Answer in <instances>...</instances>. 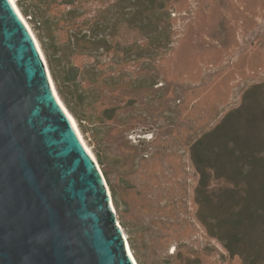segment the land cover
I'll use <instances>...</instances> for the list:
<instances>
[{
	"label": "rangeland",
	"instance_id": "374dc122",
	"mask_svg": "<svg viewBox=\"0 0 264 264\" xmlns=\"http://www.w3.org/2000/svg\"><path fill=\"white\" fill-rule=\"evenodd\" d=\"M111 1H87L83 19L88 36L97 8ZM15 2L51 75L50 58L60 54L58 45L22 11L19 0ZM57 2L50 10L55 19L64 9ZM170 7L172 40L160 48L157 61L146 49L122 45L110 49L102 45L94 51L87 47L76 59L86 69L97 63L102 70L96 82L87 79L85 86L93 91L102 84L101 134L112 135V141L97 144L67 108L97 160L125 236L128 243L132 238L141 264H246L237 253L239 246L230 251L214 235L218 232L214 216L219 212L214 203L207 200L199 206L197 202L199 172L193 154L204 164L208 161L204 148L193 150V144L241 105L251 85L264 81V0H172ZM98 22H105L104 15ZM123 36L127 44L137 38L130 30ZM109 64L117 75L131 74L128 94H123L120 83L111 90L104 83ZM109 108L113 117L106 119ZM250 112L256 115L261 107ZM126 121L131 125L124 130ZM259 126L258 122L250 125L254 137ZM209 184L217 187L223 182L211 177ZM262 230L251 228L248 242L261 238ZM249 252L263 257L264 246Z\"/></svg>",
	"mask_w": 264,
	"mask_h": 264
},
{
	"label": "water",
	"instance_id": "95a60500",
	"mask_svg": "<svg viewBox=\"0 0 264 264\" xmlns=\"http://www.w3.org/2000/svg\"><path fill=\"white\" fill-rule=\"evenodd\" d=\"M0 264H137L13 0H0Z\"/></svg>",
	"mask_w": 264,
	"mask_h": 264
},
{
	"label": "trees",
	"instance_id": "16d2710c",
	"mask_svg": "<svg viewBox=\"0 0 264 264\" xmlns=\"http://www.w3.org/2000/svg\"><path fill=\"white\" fill-rule=\"evenodd\" d=\"M87 1L25 0L27 4H24L19 0V6L58 45L60 54L54 59L50 58L49 64L55 87L71 113L91 132L94 141L100 144V141L113 140L112 135L101 134L103 112H99L98 104L102 84L99 82L91 91L85 86V81L90 79L96 82L102 70L98 69L97 63L86 69L76 59L84 54L87 47L94 51L102 45H106V49L122 45L124 49L133 46L137 50L146 49L150 58L157 61L161 54L160 48L170 45L172 40V0L108 2L97 8V14L92 17L89 36L83 19ZM56 2L64 8L58 19L50 14L51 7ZM101 15H104L103 24L98 22ZM100 30L104 32L99 36ZM128 30L137 37L130 44L122 40ZM142 40L145 41L143 45L140 44ZM106 70L108 74L104 83L110 90L119 83L124 88V95L132 90L130 73L122 72L117 75L112 64ZM122 74L127 78L122 79ZM256 107H261V112L254 115L250 110ZM111 111L112 108L107 110L109 114L106 119L113 117ZM129 122L126 121L124 130L130 127ZM257 122L261 127L259 126V132L254 137L250 133V125ZM209 139L214 142H206ZM197 147L204 148L208 162L204 164L193 154L199 172L195 195L199 206L208 200L219 211L214 216L218 231L214 235L230 251H236L234 247L239 246L237 253L246 264H264V256L249 252L252 248L258 252L264 246V81L251 85L245 91L241 105L229 110L212 128L203 131L193 144V150ZM211 177L221 179L223 184L210 187ZM114 203L117 205L116 199ZM254 226L263 229L261 238L248 242V233ZM129 244L139 260L130 237ZM248 244L251 247L246 250L244 245ZM139 263L141 264L140 260Z\"/></svg>",
	"mask_w": 264,
	"mask_h": 264
},
{
	"label": "bare ground",
	"instance_id": "6f19581e",
	"mask_svg": "<svg viewBox=\"0 0 264 264\" xmlns=\"http://www.w3.org/2000/svg\"><path fill=\"white\" fill-rule=\"evenodd\" d=\"M13 2H14V4H15V7H16L17 11H18V14L20 15V17L22 18L23 22H24V23L26 24V26L28 27V29H29V31L31 32V34L33 35V37H34V39H35V42H36V44H37V46H38V48H39V50H40V52H41V54H42V56H43V53H42L41 48H40V46H39V43H38V41H37V39H36V37H35V35H34V33H33V30L31 29V27H30L29 23L27 22V20H26V19L24 18V16L21 14V12H20V10H19V8H18V6H17L15 0H13ZM43 58H44V56H43ZM44 60H45V58H44ZM45 62H46V61H45ZM70 114H71V113H70ZM71 116H72V115H71ZM72 118H73V120H74V122H75V124H76V126H77V128H78V130H79V127H78V125H77V123H76V121H75V119H74L73 116H72ZM79 132H80V130H79ZM80 134H81V132H80ZM81 136H82V134H81ZM82 138H83V136H82ZM83 140H84V138H83ZM84 142H85V140H84ZM85 144H86V146H87V148H88V150H89L91 156L95 159L93 153H92L91 150L89 149V147H88V145H87L86 142H85ZM99 168H100V167H99Z\"/></svg>",
	"mask_w": 264,
	"mask_h": 264
}]
</instances>
